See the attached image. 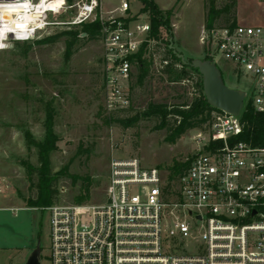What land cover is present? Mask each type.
<instances>
[{"label":"built area","instance_id":"built-area-1","mask_svg":"<svg viewBox=\"0 0 264 264\" xmlns=\"http://www.w3.org/2000/svg\"><path fill=\"white\" fill-rule=\"evenodd\" d=\"M0 0V51L34 42L52 26L100 18L103 87L108 114L132 105L129 83L136 56L152 30L148 15L103 19L100 0H78L72 22L59 23L67 0ZM260 22L204 28L209 60L220 56L249 80L244 108L264 115V0ZM217 65V64H216ZM214 115L193 138L194 154L176 179L144 168L138 157L113 158L105 201L52 205L51 264H264V139L239 140L242 114ZM115 148V147H114Z\"/></svg>","mask_w":264,"mask_h":264},{"label":"rangeland","instance_id":"rangeland-1","mask_svg":"<svg viewBox=\"0 0 264 264\" xmlns=\"http://www.w3.org/2000/svg\"><path fill=\"white\" fill-rule=\"evenodd\" d=\"M78 0L68 3L56 18L72 22ZM130 5L131 16L143 17L144 4L138 0H100L103 19L121 15L123 2ZM163 11H173V37L164 32L162 51L154 53L150 74L142 85L137 83V67L129 83L131 110L116 113L126 118L147 110L150 104L176 106L198 96L196 80L171 82L162 73L166 42L187 60H209L201 42L206 22V0H154ZM262 2L238 0L237 16L241 23L255 24L262 19ZM221 3L217 6L220 7ZM95 19L86 23L92 24ZM218 25H225L222 19ZM72 26H52L38 39L55 35ZM77 28V27H74ZM84 36V35H82ZM38 40L34 41L37 42ZM33 44L26 48L11 43L0 51V264H26L41 245V264L50 262V212L46 207H28V200L39 196V173H29L25 164L41 167L38 149L29 148L24 131L30 130L37 141L45 138V122L53 116L57 149L50 155L51 175L61 170L54 188L58 195L53 205L70 206L80 192L84 179L92 181L90 198L84 204L105 201L110 163L113 158L138 157L144 168H158L164 176L171 168L187 162L194 154L193 138L199 129L185 133L175 144L166 141L168 130H158L156 117L141 119L132 127L117 122L107 125L103 87V47L101 39L81 41L74 55L65 60V39L51 44ZM224 82L233 89L249 92V80L236 76L231 64L214 58ZM115 147V148H114ZM79 178L76 183L74 179Z\"/></svg>","mask_w":264,"mask_h":264},{"label":"trees","instance_id":"trees-1","mask_svg":"<svg viewBox=\"0 0 264 264\" xmlns=\"http://www.w3.org/2000/svg\"><path fill=\"white\" fill-rule=\"evenodd\" d=\"M73 0H67L70 4ZM144 4L142 12L147 13L150 18L152 30L148 36V41L142 46L139 54L136 56V66L138 74L136 76L137 83L142 85L150 74L154 61L155 51L161 50L164 43V32L173 37V30L171 24V17L173 11H163L159 8L154 0H138ZM221 3L220 7L217 5ZM237 7L238 0H206V22L205 29L218 27V20L222 19L225 25H236L237 23ZM100 12V11H99ZM77 27V28H74ZM102 25L100 18L96 22L89 24L84 23L79 26H72L68 30H64L55 35L47 36L34 44H51L65 39L66 51L65 60L69 61L74 55L76 45L81 41H92L101 39ZM85 34V36H82ZM30 42H16L17 46L23 45L26 48L32 47ZM162 58V73L167 75L171 82L181 83L183 81L196 80V87L198 88V96L191 102H184L176 106H168L164 104H150L147 110L136 113L131 117L115 118L116 113L127 112L131 107L120 112L108 114L104 118L107 125L114 122L119 123L124 127H132L136 125L141 119L149 117H156L160 120L157 126L158 130L167 129L168 135L166 141L175 144L185 133L190 130H208L214 120V115L221 113L211 107L204 95L203 79L197 69L189 65H184L176 55L173 54L169 48L168 41L165 48H163ZM192 62V60H188ZM132 74V78H133ZM131 78V80H132ZM132 106V105H131ZM243 132L239 140L252 142L254 145L262 143L264 139V115L257 113L254 108L247 104L242 114ZM24 137L29 148L35 147L38 149L41 167L35 169L31 164H25V167L30 174L34 172L39 173V196L36 200H28V207H50L54 204L58 195V190L54 188L55 182L59 175L65 174L66 170L59 171L56 175H51L50 155L53 150L57 149V138L54 133V120L51 114H48L45 122V138L43 141H37L30 130L24 131ZM192 158V157H191ZM190 161L182 162L174 168H171L170 180H176L183 171L189 166ZM79 178L74 179V183ZM92 181L89 177L84 179L80 187V192L74 197L75 204H84L90 198V187Z\"/></svg>","mask_w":264,"mask_h":264},{"label":"water","instance_id":"water-1","mask_svg":"<svg viewBox=\"0 0 264 264\" xmlns=\"http://www.w3.org/2000/svg\"><path fill=\"white\" fill-rule=\"evenodd\" d=\"M85 36V34H83ZM170 49L184 65L197 69L203 79V91L208 104L221 112L239 116L244 108L246 92L233 89L224 82L218 66L211 60L195 59L188 62L185 56L179 53L171 44ZM26 264H41V245L32 254Z\"/></svg>","mask_w":264,"mask_h":264},{"label":"bare ground","instance_id":"bare-ground-1","mask_svg":"<svg viewBox=\"0 0 264 264\" xmlns=\"http://www.w3.org/2000/svg\"><path fill=\"white\" fill-rule=\"evenodd\" d=\"M46 1L47 0H44L43 3L46 2ZM62 3H63V0H57V1H54V4L53 5L60 6Z\"/></svg>","mask_w":264,"mask_h":264},{"label":"crops","instance_id":"crops-1","mask_svg":"<svg viewBox=\"0 0 264 264\" xmlns=\"http://www.w3.org/2000/svg\"><path fill=\"white\" fill-rule=\"evenodd\" d=\"M158 5V4H157ZM159 6V5H158ZM0 253H2V250H1V248H0ZM1 255V254H0Z\"/></svg>","mask_w":264,"mask_h":264}]
</instances>
